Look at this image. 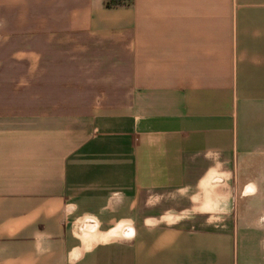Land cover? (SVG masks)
<instances>
[{
  "label": "crops",
  "instance_id": "1",
  "mask_svg": "<svg viewBox=\"0 0 264 264\" xmlns=\"http://www.w3.org/2000/svg\"><path fill=\"white\" fill-rule=\"evenodd\" d=\"M0 264H264V0H0Z\"/></svg>",
  "mask_w": 264,
  "mask_h": 264
},
{
  "label": "trees",
  "instance_id": "2",
  "mask_svg": "<svg viewBox=\"0 0 264 264\" xmlns=\"http://www.w3.org/2000/svg\"><path fill=\"white\" fill-rule=\"evenodd\" d=\"M120 0H106V4H112V3H117Z\"/></svg>",
  "mask_w": 264,
  "mask_h": 264
},
{
  "label": "rangeland",
  "instance_id": "3",
  "mask_svg": "<svg viewBox=\"0 0 264 264\" xmlns=\"http://www.w3.org/2000/svg\"><path fill=\"white\" fill-rule=\"evenodd\" d=\"M5 1L8 2V3L10 4L12 0H5Z\"/></svg>",
  "mask_w": 264,
  "mask_h": 264
}]
</instances>
